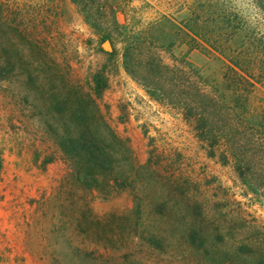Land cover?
I'll return each mask as SVG.
<instances>
[{"label": "rangeland", "instance_id": "rangeland-1", "mask_svg": "<svg viewBox=\"0 0 264 264\" xmlns=\"http://www.w3.org/2000/svg\"><path fill=\"white\" fill-rule=\"evenodd\" d=\"M0 2L9 7L4 18L17 17L32 41L22 47L24 60L35 61L28 52L45 44L70 79L85 90L92 87L93 75L104 70L109 88L99 107L113 129L131 140L138 160L145 163L154 149L177 159L202 185L207 180L222 234L234 249L247 254L248 264H264V196L246 194L231 167L208 158L182 117L152 99L124 68L125 40L132 32H140L155 42L167 62H171L170 49L178 64L190 66L205 84L220 86L230 52L264 48V0ZM114 17L119 29L112 23ZM88 19L100 23L94 28ZM30 83L40 85L41 81L30 82L22 75V90L15 89V95L7 84L0 86V264H84L71 256L69 248L74 246L120 254L118 236L113 243L107 242L104 227L81 233L77 223L83 220L87 229V210L100 219L129 213L130 193L104 200L97 192L73 186L69 163L45 134L39 109L33 106L36 92ZM259 90L257 98L264 102V82ZM46 161L51 163L44 167ZM145 252L146 256L134 257L144 260L136 264H190L181 257ZM104 258L101 264H128L125 256Z\"/></svg>", "mask_w": 264, "mask_h": 264}, {"label": "trees", "instance_id": "trees-1", "mask_svg": "<svg viewBox=\"0 0 264 264\" xmlns=\"http://www.w3.org/2000/svg\"><path fill=\"white\" fill-rule=\"evenodd\" d=\"M6 8L0 2V86L7 84L15 95V89L22 90V75L30 82L40 80V85L30 83L36 92L32 103L39 109L45 134L69 163L73 186L97 192L104 200L122 192L132 197L127 214L100 219L87 210V229L83 220L77 223L81 233L104 227L107 242L118 236L120 254L74 246L69 248L71 256L84 264H101L104 256H125L128 264H136L144 260L134 257L146 256L148 250L153 256H177L190 264H248L247 254L234 249L221 232L208 181L202 185L177 159L154 149L141 163L131 140L110 125L98 104L109 88L106 72L94 74L92 87L85 90L70 79L45 44L28 52L35 61L24 60L22 47L32 41L17 17L4 18ZM99 21L88 19L94 28ZM112 23L120 28L116 17ZM149 26L153 29L155 23ZM106 38L113 43L111 36ZM154 45L140 32L127 36V73L152 99L182 117L207 157L231 167L246 194L264 196V102L257 98L264 82V48L230 52L221 85L212 86L190 66L178 64L170 49L167 62ZM2 169L0 153V174Z\"/></svg>", "mask_w": 264, "mask_h": 264}, {"label": "water", "instance_id": "water-1", "mask_svg": "<svg viewBox=\"0 0 264 264\" xmlns=\"http://www.w3.org/2000/svg\"><path fill=\"white\" fill-rule=\"evenodd\" d=\"M106 44L108 45L107 46L105 45V48L110 49V44L109 43H106Z\"/></svg>", "mask_w": 264, "mask_h": 264}]
</instances>
